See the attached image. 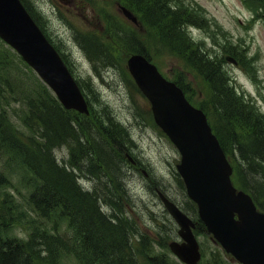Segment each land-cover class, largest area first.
Instances as JSON below:
<instances>
[{
    "label": "trees",
    "instance_id": "16d2710c",
    "mask_svg": "<svg viewBox=\"0 0 264 264\" xmlns=\"http://www.w3.org/2000/svg\"><path fill=\"white\" fill-rule=\"evenodd\" d=\"M21 1L43 29L45 20L35 3ZM246 1L264 17V0ZM122 2L153 31L157 47L202 78L209 97L199 106L232 163L233 182L264 211V113L237 89L224 60L191 37L188 29L207 20L181 0ZM114 35L126 56L150 58L148 44L138 36ZM74 40L96 71L98 66L119 67L116 52L98 34L76 31ZM80 88L89 101V116L64 109L0 39V264H64L68 257L78 264H181L167 248L173 223L168 230L157 223L156 240L131 216L125 165L133 142L128 129L103 106L89 81ZM64 150L66 158L59 159L57 152ZM176 179L185 195L182 180ZM185 197L183 210L198 222L196 234L206 236L195 204ZM17 225L25 227L24 237L14 232ZM209 249L203 248L200 264H231L219 245Z\"/></svg>",
    "mask_w": 264,
    "mask_h": 264
},
{
    "label": "rangeland",
    "instance_id": "374dc122",
    "mask_svg": "<svg viewBox=\"0 0 264 264\" xmlns=\"http://www.w3.org/2000/svg\"><path fill=\"white\" fill-rule=\"evenodd\" d=\"M32 1L47 17L48 23L44 27L48 35L66 54L68 51L73 52L77 78L96 86L103 106L115 114L132 137L130 152L140 165L135 167L126 159L127 188L132 198L130 204L133 206L131 216L143 232L153 233L156 240H160L156 235L157 223L164 225V230H168V226L173 223L175 231L167 243L176 240L178 227L166 212L156 190L163 191L174 202L184 205L186 197L175 174L180 155L168 137L156 126L149 101L138 89L126 67L125 46L122 47L113 40L114 33L131 32L142 42H146L151 47L149 53L152 62L166 77L183 83L192 103L201 105L208 100L206 84L182 59L157 47L151 41L153 31L135 26L126 19L118 6L121 0ZM181 1L208 20L203 28L193 29L195 40L223 60L232 55L241 61L238 66L227 62L224 66L238 90L253 100L264 113V18L261 13L257 16L254 9L247 7L246 0ZM76 31L96 33L107 41L117 54L119 67L98 66L99 72L92 68L74 41ZM66 155V150L57 152L59 159L62 156L66 158ZM154 182L158 183L153 185ZM24 231L25 227L15 226L16 234L24 237ZM198 239L202 252L204 247L210 251L209 248L216 245L207 235ZM63 263L78 264L71 257L66 258ZM230 263L236 264L231 260Z\"/></svg>",
    "mask_w": 264,
    "mask_h": 264
},
{
    "label": "water",
    "instance_id": "95a60500",
    "mask_svg": "<svg viewBox=\"0 0 264 264\" xmlns=\"http://www.w3.org/2000/svg\"><path fill=\"white\" fill-rule=\"evenodd\" d=\"M124 13L136 22L132 14ZM0 38L21 55L65 109L89 114L79 86L21 0H0ZM128 67L151 102L156 123L181 155L177 171L207 233L239 263L264 264V212L248 193L233 185V168L206 115L191 106L181 88L166 81L142 55H133ZM160 198L183 240L172 242L171 251L185 264H198L196 224L163 194Z\"/></svg>",
    "mask_w": 264,
    "mask_h": 264
},
{
    "label": "flooded vegetation",
    "instance_id": "af4514ba",
    "mask_svg": "<svg viewBox=\"0 0 264 264\" xmlns=\"http://www.w3.org/2000/svg\"><path fill=\"white\" fill-rule=\"evenodd\" d=\"M63 1H66V2H67V1H69V0H63Z\"/></svg>",
    "mask_w": 264,
    "mask_h": 264
},
{
    "label": "bare ground",
    "instance_id": "6f19581e",
    "mask_svg": "<svg viewBox=\"0 0 264 264\" xmlns=\"http://www.w3.org/2000/svg\"><path fill=\"white\" fill-rule=\"evenodd\" d=\"M223 66V65H222ZM97 204V203H96ZM100 211V210H99Z\"/></svg>",
    "mask_w": 264,
    "mask_h": 264
}]
</instances>
